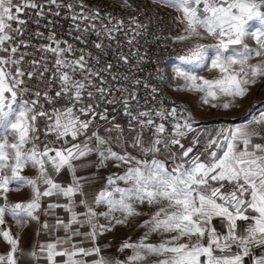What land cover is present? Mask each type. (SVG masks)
<instances>
[{
  "label": "snow or ice",
  "instance_id": "snow-or-ice-1",
  "mask_svg": "<svg viewBox=\"0 0 264 264\" xmlns=\"http://www.w3.org/2000/svg\"><path fill=\"white\" fill-rule=\"evenodd\" d=\"M152 3L179 14L183 27L174 42L192 41L172 65L170 80L179 81L174 91L199 93L202 106L228 110L264 80V0ZM119 4L138 7L130 0ZM56 18L68 22L70 39L58 33ZM29 20L36 31H28ZM127 21L125 31L124 19L85 0H0V240L9 246L0 264L24 257L33 264H147L151 257V264H246V258L264 264V112L213 129L183 105L157 100L160 85L130 70L113 72L120 63L130 65L123 51L116 65L101 61L121 47L120 33L135 67L145 62L131 47L147 25L137 16ZM157 79L170 82L159 69ZM140 86L148 93L144 104ZM151 101L156 104L148 107ZM109 164L123 172L107 175L89 199L96 174L78 171ZM29 168L34 176L23 174ZM49 169L56 177L66 171L70 182H59ZM25 189L27 199L10 201V193ZM145 215L139 227L147 231L117 249L131 255L102 254L100 237ZM32 225L34 236L46 239L25 252L21 234ZM152 235L159 239L149 242Z\"/></svg>",
  "mask_w": 264,
  "mask_h": 264
},
{
  "label": "built area",
  "instance_id": "built-area-1",
  "mask_svg": "<svg viewBox=\"0 0 264 264\" xmlns=\"http://www.w3.org/2000/svg\"><path fill=\"white\" fill-rule=\"evenodd\" d=\"M134 6H138L137 10L134 12L131 9H122L119 4V0H85V3L92 6L102 7L105 11H110L112 15L124 19L125 21V31H127V18L129 16H137L139 21L147 25V30L136 40L133 41L131 51H135L136 48H139L140 54L145 56V62L139 65V68H136V58L130 55V48L126 42V38L123 33L117 34L116 39L120 42L121 47L116 48V42L112 41L113 47L116 48V51L109 50L108 55L102 56V63L111 62L114 65L118 63L117 61V52L123 51L125 55L129 56L130 65L119 64V67H114L113 72L124 73L126 71H131V74L134 77H139L143 81H147L151 84L160 85L163 89L160 96L157 97V100L167 97L165 100V106L172 107L174 105H182L175 96L167 88L166 84L157 79V69L166 77L165 67L172 61L175 60L176 56L182 55L181 48L172 40L171 37L178 36L181 33L182 25L178 23L176 17L179 15L172 9L169 8H157L153 5L152 0H130ZM21 18H25L22 16ZM48 19H52L51 16ZM59 23L56 28L58 33L62 38L70 39L67 37L66 32L68 28V22L64 21L61 18H56ZM47 21H42L46 23ZM13 27H16V24L13 23ZM37 25L32 23L31 20L28 22V31L34 32L37 30ZM40 31L47 30L43 27L39 28ZM90 39L95 40L96 37H90ZM34 43H39L40 41L33 40ZM108 43V41H105ZM95 54V49H91ZM24 50V49H22ZM31 51V49H28ZM39 54H37L38 56ZM139 92L141 96V104H144V97L147 96V91L139 87ZM119 95V93H117ZM155 101H151L148 104V107L155 105ZM111 111V108H110ZM124 121V120H123ZM169 130L170 125L168 126ZM102 131V130H101ZM51 138V137H50ZM81 139H83L81 137ZM41 140H43V135H41ZM40 141H38L39 143Z\"/></svg>",
  "mask_w": 264,
  "mask_h": 264
},
{
  "label": "rangeland",
  "instance_id": "rangeland-1",
  "mask_svg": "<svg viewBox=\"0 0 264 264\" xmlns=\"http://www.w3.org/2000/svg\"><path fill=\"white\" fill-rule=\"evenodd\" d=\"M202 43H211V40L201 41ZM250 47L255 46V41L252 39H248L246 41ZM192 41H185L183 43L176 44L181 48L182 54H184L186 47H188ZM251 63L256 62V58H254ZM175 63V60L170 62L166 67V78L169 79V83L166 84L167 88L170 92L175 96V98L190 112L193 113L194 119L199 122L200 125H205L210 128H219L221 126L227 127L229 125L243 124L248 118L250 114H259L260 112H264V80L258 82L255 86L252 87L250 94L239 101V106L236 108L224 110V109H212L208 106H202L199 103V93H185V92H177L174 91L173 88L175 84L179 83V81H171L170 78L172 76V65ZM200 75H204L208 78H213L217 75L215 71L207 72L200 71ZM122 125L125 124V121H119ZM110 126V125H109ZM103 134V130L101 131ZM147 136V134H146ZM190 139V137H189ZM259 142V141H258ZM186 146H188L186 144ZM131 150V149H130ZM137 154V153H133ZM143 159L144 157H140ZM160 158H164L161 156ZM106 172V176L111 174L112 172L122 173V168H114L111 164H109L106 168H101ZM121 186H124L121 184ZM143 208L144 206H139ZM100 210H104L101 208ZM119 215V214H117ZM147 219V215L143 217L134 218L130 221L128 226H117L113 229V231L105 234L107 247L109 250L113 252L116 251L118 257L124 260L127 256L131 255V249H125L123 252H118L117 249L121 245V243L131 238V241H137L147 229L139 227V224ZM102 223L104 222L101 220ZM218 223V222H217ZM159 239L158 235H152L149 237V242H156ZM259 251L257 252V254ZM156 259V257H151L147 264H151V261Z\"/></svg>",
  "mask_w": 264,
  "mask_h": 264
},
{
  "label": "crops",
  "instance_id": "crops-1",
  "mask_svg": "<svg viewBox=\"0 0 264 264\" xmlns=\"http://www.w3.org/2000/svg\"><path fill=\"white\" fill-rule=\"evenodd\" d=\"M90 159L95 161V156L90 157ZM49 171H50V174L53 175V177L56 178L59 182H62V183L70 182V174L67 173L66 171L62 170L59 177H56V174L54 172H52L51 169H49ZM93 173L96 174L97 178L86 189L88 191L89 199H91L96 194V192L104 185L106 172L103 169H99L97 171L95 166L86 167L85 169L78 171V174L83 175V176H89ZM23 174L28 175V176H34L35 170L30 169V168L25 169V172ZM27 197H28V190L25 189L22 193H10L9 199L11 202H15L18 200L27 199ZM98 210H100V209H98ZM57 211L61 215H65L62 210L58 209ZM6 221H7V224L9 226H12L13 232H16L17 229L14 225V222L11 220V218L6 217ZM34 229H35V225H32V226L26 228L21 234V248L24 249L25 252L29 251L34 243H39L40 240L46 239V237H44V236H41L38 238L35 237L34 236ZM60 234H62V233H60ZM98 243L101 244V246H102V254L103 255H106L109 257H118L116 251L113 252L112 250H109L108 247H103L104 245H107L105 235H103L102 237L99 238ZM8 250H9V246L6 243H4L2 240H0V254H6ZM258 251H260V250L257 249L256 252H258ZM93 258L94 257H89L88 259L91 260ZM118 258L120 260H122L120 257H118ZM62 259L63 258H61V257L57 258L58 261H60ZM19 264H33V262L31 260H29L27 257H24V258L20 259ZM246 264H251V261L248 258H246Z\"/></svg>",
  "mask_w": 264,
  "mask_h": 264
}]
</instances>
